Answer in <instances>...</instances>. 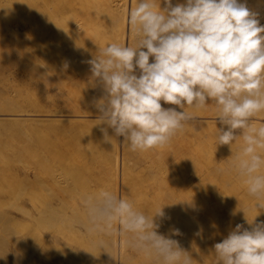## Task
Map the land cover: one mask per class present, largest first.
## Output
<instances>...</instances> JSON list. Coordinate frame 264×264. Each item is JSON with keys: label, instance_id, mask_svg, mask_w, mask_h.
<instances>
[{"label": "bare ground", "instance_id": "1", "mask_svg": "<svg viewBox=\"0 0 264 264\" xmlns=\"http://www.w3.org/2000/svg\"><path fill=\"white\" fill-rule=\"evenodd\" d=\"M2 2L3 0L1 1V3ZM6 2H4L6 5L4 6L3 3L2 6L5 8V11H9V14L6 12L7 16L10 15L9 22H11L12 19L13 21H15V23L22 24L21 27L15 31L12 30L13 28L10 29V33H12V36H16V38H18L19 34L18 40L22 41L21 43H24L22 45L24 49L23 51H21V55L0 54V77L2 74L3 76H5V65L7 63L5 59H8L16 60L19 62V64L16 66L17 71L15 72V74L18 73L19 75L23 76L25 74V78L18 79L17 76L19 75L17 74V76H14V74L12 75L14 81H11L10 78L7 77L10 82L9 80L6 81L7 84L9 82V86L4 85L5 87H3L2 82H0V85H2V87H0V113H2V117L0 116V121L2 122V125L5 121H10L13 124L12 126L11 123H7L11 128L5 126L6 124L3 125L4 127L0 128V144H2L0 146H15V148L17 147L19 149L26 148L25 154L22 155L26 156V158L21 159L20 156L19 159H17V157L13 159L6 154H2L3 151L1 153V150L3 147L1 148L0 209L2 207L6 208V206H8L11 202L13 203L14 201V199L10 197L11 193L12 195L14 194L12 192L13 188L15 187L13 184L15 183V178H17L15 176L16 171L14 170L13 164L16 162L18 163V161L22 162L25 164V173L24 175L21 174V176H25L26 182L24 181L23 183L26 184V187H23L25 192L23 195L24 204L19 208L21 209L20 214L22 219L25 221H23V223H25L23 225L26 226V229H23L24 227L22 226L21 222L20 225L22 227L20 225L19 227L21 230H25L22 231L25 234L26 248L24 249V251H26L27 253V255L25 254V259H27L28 264L61 263H59L55 259L56 251H54V255L52 253V249L50 250V248H52L50 247V244H54L53 241L57 242L55 240H58L60 235L65 236L74 227L75 220L71 216L65 215L68 213H66V209L71 206L70 203L67 202L68 198H66L64 194L69 190H72L73 188H75L74 190H76V185L78 186L81 183H86L84 186V192L79 188L77 190L78 193L79 190L82 191L83 196L81 198L87 195H94L101 190H107L115 193L119 197L128 199L134 204L137 210L142 211L149 216L153 215L159 208L162 207L165 216L163 218L159 216L154 217L155 223L160 225L157 231L158 233L163 234L171 239L177 240L180 245H182L184 238H179L180 236L177 238V235L173 237L172 230L175 226L176 229L180 230L183 237L188 236L186 234L189 233L188 229L190 228L189 226H187V217L189 215H192L193 218L196 216V219L200 217L216 216V219H218L219 221L218 232L224 229H228L229 226L235 221H237L239 224L244 225V227L249 230L254 227L255 223L264 221V209L256 208L255 201L247 195V189H244L242 186H238V184L242 185V181L239 177H237L236 173L228 177H220L219 180L225 178L224 183L227 181V183L230 184L229 187H227V184H225V186H223L220 190H203L200 191V193L198 191L195 192V195H192L194 192H192V194L190 192L192 191L191 189L193 186H186L185 184H183L185 181H182L181 183L178 180L179 177H181V173L186 170L184 167L187 166H184L182 163H180L176 170L166 169L167 167L165 164L169 157L165 152V149L170 147L169 144L163 148H157L148 151H139V154L137 153V151L135 154L133 151L128 154L127 151H124V147L126 144L125 139L124 137L120 136L122 137V141L120 143H122L121 145H123L120 179L117 161L118 150L111 151L112 155H114L115 157L112 166H106L107 159H104L103 157L100 158V151L97 152V150H94L92 151V154L89 155L91 156V163L85 162L86 160L89 161V157L87 159L86 157L88 155L85 157V154H83L84 158L86 159H84L85 161H83V159L81 160L83 161V164L84 162L85 164L84 166H82L83 168H78L76 171V177L80 179V182L78 183L76 178L72 180L75 175L71 173V176L74 177L72 179L70 177V181L64 182L63 177H61L62 182L65 184L60 185L61 183L59 181H61V173L58 177L59 170L57 168H53L51 163L50 165L52 167L49 165L42 151L44 150V148L42 149L41 141H44L45 139L43 138V140H41L42 138H40V140H35L33 138L35 136L34 133L37 132L38 134L40 132H38L31 126L33 124H36V122L44 120L68 121L69 119H72L70 121H76L87 116L88 119L93 117L92 120L87 119V121L90 122L93 121L94 118H99L100 112L95 105L96 102L103 98L104 91L102 85L92 79L90 72L91 66L88 61L94 59L95 56H98L100 54V49L105 47L107 44L123 43L126 45H134L136 43L137 38L135 35V31L133 27L128 23V13L131 8L136 6L138 0H17L15 1L16 3L13 2V4L12 1H9L7 3ZM184 2L185 0H172L173 6L177 4H184ZM159 6L160 9L163 10L166 7L165 0H160ZM9 8H11V12L10 10H8ZM1 17L3 18V16ZM257 18L259 19L260 24L264 26L262 24V22H264V9L261 10L260 13H258ZM13 21L11 23H14ZM0 28V30L2 31V25ZM3 33L6 32L4 31ZM6 35L7 34H5L4 36L7 37L11 34L7 36ZM21 35L25 36L23 37V40L22 37H20ZM8 38L5 39H7V41H10L11 39L8 40ZM9 43H7V45ZM14 44L17 45V42H15ZM11 48L13 49L12 46ZM65 64L68 65L66 69L64 68ZM27 73L31 76L29 77ZM26 74L29 79L26 77ZM35 74H40L42 76L44 86L35 81ZM15 77L17 78V80L15 79ZM4 78L6 77H3L1 80H5ZM57 78H60L62 80V89H54L56 84L59 83L57 81ZM3 82L5 83V81ZM34 85H38V89L36 88L37 90L34 89ZM32 88L36 90V92H33L31 90ZM64 90H68L69 94L71 93L70 98L68 96H66L67 98L64 96ZM65 95L68 94L66 93ZM61 104L69 109L67 113L61 112V110H63L61 108ZM51 106L57 107V109H54L56 110V112H43V110H46V108H49ZM30 107L34 111L31 112V109H29ZM81 107L85 108V111L83 113L79 110ZM189 112L198 114V117L201 119H214L218 120V122L221 123L219 118H215L216 108L215 105L212 104V102L209 103L206 109L196 110L194 108H189ZM62 116H65V118H63ZM23 119V124H25L24 122L27 121V124L25 125L26 128L29 126L28 134L26 133L28 129L27 131H25L27 135L24 133L25 136H28L27 138L29 140L25 141L26 137H24L23 135V137L25 138L24 144H26V146L23 145L24 147L20 146V143H22L23 141L18 143V140V142L16 141V139L14 140V138L17 137L13 132L15 131L16 133H20L22 132V129L25 130L23 127L24 125L20 126L19 124L20 120ZM25 119H29L32 121H25ZM254 119L259 122H264V114H261ZM208 121L209 120H205V123H209ZM104 126V128L107 130L108 136L111 137V141H113V143L115 142L114 144H116L115 146L112 145L113 148L116 147L118 144L117 142L120 141V137L116 136L114 129L109 127L107 124H105ZM12 127L14 128L12 129ZM9 129H12L11 133L8 132ZM99 130L100 133L97 132L98 138L99 136L101 138L103 135L102 140L108 141L105 139L104 133L101 131V128ZM77 133H80V131H78ZM47 135L49 137V134ZM174 141L180 143L181 145L186 144L185 139L179 137H174ZM54 143L56 142L54 141ZM44 144L45 143H43V145ZM49 144L52 147H56V145H53V142ZM94 145L92 146L93 148L95 147ZM78 146L79 144L76 145L77 148ZM95 148L98 147L96 146ZM53 149L55 148L53 147ZM77 151L79 152V149ZM50 152L52 153V150L49 151V154ZM80 153H77V155ZM51 155L53 157V154ZM55 155L57 156V153ZM71 157L68 158V160L70 159V162H72L74 159L77 160L79 158H83L79 156L76 159V155H74L73 159L71 160ZM50 159L52 158L50 157ZM50 159L49 162H51ZM93 159L95 160V162L92 163V161H94ZM53 160H55L54 157ZM81 160L78 161L81 163ZM131 160H133V162H130ZM142 161H150L151 166H157L156 164H158L159 168L153 170L149 167H141L140 165ZM52 163H54V161H52ZM73 163H75V161H73ZM73 163L70 164V166L74 165ZM138 166L139 170L135 174H133L132 171H136ZM164 168L166 169V171L162 170ZM70 169V171L75 172V170H72L73 168ZM145 174L150 178H148L149 183L146 185L148 187L142 185L143 188H139V183L142 182H139L138 179ZM18 179L20 180V178ZM66 179L68 180V176ZM52 181L54 184L57 182L60 183L58 184L60 185V187L57 185H53L58 187V189L56 187L54 188H56L59 192L57 190H54L52 193V186V189L48 188L49 191L47 190V185L49 184V182L52 183ZM23 183L21 182V184ZM18 184H20V182H18ZM48 187H50V184ZM100 187L101 190H99ZM80 193L78 195L81 196ZM75 194L77 193L75 192ZM141 195L145 198L143 204L139 205V203L142 202L141 199H143L141 198ZM74 198L76 199L77 197ZM201 198L205 199L203 200L204 202L207 201V203H209V206L206 209L200 210L199 207L195 206L200 203V200H202ZM213 198H215V200L216 198L218 200H221L220 202L222 205H220V208H218V204L217 209L215 208L216 205L213 206L215 204L213 203ZM197 201L199 202L197 203ZM21 202L23 201H20V203ZM211 202L213 203V205ZM72 204L74 205H72L73 210L74 208H77L78 212H82L86 218V212L82 203L80 205L78 203ZM11 205L12 204H10L9 206ZM201 205L200 207H202ZM4 210L2 211V217H0V227L1 224H4V222H2L4 221L3 219H5V221H7L8 223L11 222V219H15V217L9 211H7L6 209ZM247 219L249 221H252L254 219V224L249 225L247 223ZM16 220L18 219L16 218L15 222L13 220L14 223L12 224V226L15 224V228L18 229L19 227L16 224ZM192 220L193 219H191V221ZM7 222H5L6 226L3 225L1 227L3 228L4 232L7 226H11V224L9 225ZM83 223L85 224L84 227L87 228V219L83 220ZM190 223L189 225L191 226ZM194 223L195 222H193L192 225ZM195 225V231L197 233V224ZM191 227L194 228V226ZM200 228L198 227V232L202 229ZM232 229H234V227ZM191 230L192 232H195L193 229ZM10 233L9 236L12 234ZM6 234H8L7 231L5 235ZM200 236L202 237V235ZM201 237H199L198 239L200 240ZM187 238L189 239V237H186L185 239ZM204 238L207 239L206 237ZM79 239L80 248L76 247V251H72L73 255L77 254L76 256H79V264H97L99 262H103L104 264H129L131 258L135 256L134 253L136 251L126 244L127 237L120 234L119 225L115 226V232L111 236L100 237L98 235L90 233L87 234L86 231H82ZM100 239L105 240L107 245L106 248L102 249L98 246V242ZM215 240V243H218V239L216 238ZM208 241L210 240L208 239ZM191 247H193L192 243ZM185 249L188 250V248ZM2 251L0 252V262L3 261L4 263L2 264H6V260L8 259V256L10 254L6 257L4 253H8L11 250L3 248ZM98 252H101V254H97ZM98 255H100L99 259H97ZM2 258H4L5 261ZM195 258L196 256L194 257V259ZM8 263H11V261ZM192 264H194V262H192Z\"/></svg>", "mask_w": 264, "mask_h": 264}, {"label": "clouds", "instance_id": "2", "mask_svg": "<svg viewBox=\"0 0 264 264\" xmlns=\"http://www.w3.org/2000/svg\"><path fill=\"white\" fill-rule=\"evenodd\" d=\"M159 4L138 0L130 9L134 45L107 44L88 61L92 79L104 91L95 105L97 125L114 129L133 152L163 148L195 119L186 108L206 109L211 101L215 118L228 126L217 129L218 144L232 152L240 143L231 167L256 208L264 209V122L254 119L264 114V26L258 13L240 0H186L175 6L165 0L163 10ZM161 101L184 111L165 109ZM101 131L111 141L107 130ZM81 203L90 234L111 236L119 225L126 244L157 264H192L177 240L158 233L154 217L165 216L162 207L149 216L107 190ZM247 223L253 225L254 219ZM98 246L106 248L105 240ZM214 249L215 264H264V221L251 230L237 224Z\"/></svg>", "mask_w": 264, "mask_h": 264}, {"label": "rangeland", "instance_id": "3", "mask_svg": "<svg viewBox=\"0 0 264 264\" xmlns=\"http://www.w3.org/2000/svg\"><path fill=\"white\" fill-rule=\"evenodd\" d=\"M1 1L2 0H0V3H1ZM6 1L7 2L12 1V4H13V2L16 3L15 1H17V0H3V2L0 4L1 5L0 6V8H1V10H0V22H1L0 23V27L2 25V31L0 30V32H1L0 33L1 34L0 35V54L1 55L2 54L3 55H21L22 54L21 51H23V49H24V47L22 45L24 43H21L22 41L18 40L19 34H18V38H16V36H14V35H13L14 36L13 37L12 33H10L11 32L10 29L13 28L12 30L15 31L18 28H20L22 24L15 23V21H13L12 19H11V22L13 21L14 23L9 22V20H10L9 16L10 15L7 16V13L9 11L8 12L5 11V8L2 6V4L4 2H6ZM240 2L246 3V6L252 12L260 13L261 10L264 9V1L263 0H240ZM184 4H186V0H185ZM3 5L5 6L6 4L4 3ZM8 10H10V12H11V8H9ZM3 11H5V12H3ZM1 16H3V18ZM7 18H8V20H7ZM3 20H5V21H3ZM262 24L264 25V22H262ZM4 31L6 33H3ZM7 32H9V33H7ZM5 34H7V35L11 34V35L10 36L6 35L7 37H5L4 36ZM20 37H22V40H23V37H25V36L21 35ZM5 38H8V40L11 39L12 41L11 40L7 41V39H5ZM14 39H15V41H14ZM15 42H17V45L14 44ZM7 43H9V44L7 45ZM4 44H6V45H4ZM8 46L10 48L12 46L13 49L12 48L10 49ZM141 50L146 51V49H141ZM5 60L7 61L6 65H5L6 72L4 74L5 76H3V74H2L1 77L2 76L6 77V78L8 77V78H10L11 81H14V78H13L12 75H14L15 72L17 71V67L16 66L19 64V62L16 61V60H8V59H5ZM149 62L150 63L154 62V57H150ZM17 74H15L14 76H17ZM27 74H26V77L29 79V77L31 75L28 74V76H29L28 77ZM137 74H139L138 71H137ZM6 78H4L5 80H1L0 79V82H2L3 87H5L4 85L9 86L10 80L8 78L6 80ZM17 78L18 79H23V78H25V74H24V76L23 75H19V76H17ZM17 78L15 77L16 80H17ZM34 79H35V81L37 83H39L42 86H44V83L42 81V76L40 74H35L34 75ZM8 80H9V82L7 84L6 81H8ZM3 81H5L6 84ZM57 81L59 83L56 84L54 89H58V88L62 89V86H63L62 80L60 78H57ZM2 85H0V87H2ZM35 86L36 85H34V89H36L38 85L36 87ZM34 89L32 88L31 90L33 92H36V90L38 88L36 90H34ZM38 91H37V93H38ZM64 93L68 94V95L64 94L65 97L68 96L70 98V94L71 93L69 94L68 90H64ZM210 102L211 101H208V103H210ZM161 104H162V107L165 108V109H167V108H175L177 111L184 110V109L179 108V106L166 104L163 101H161ZM61 105H62L61 108L63 109V110H61V112H64V113L66 112L67 113L69 111V109L67 107H65L63 104H61ZM29 109H31L30 110L31 112L34 111L31 107ZM54 109H57V107L51 106L49 108H46V110H43V112H56V110H54ZM79 110H80V112L83 113L85 111V108L81 107ZM186 110L189 111V108H187ZM1 114L2 113H0V116L2 117ZM193 114L195 116V119L192 120V121L187 122L186 125H185V131L182 134H178L176 136V137L185 139L186 144L181 145L180 143L174 141V138H173L171 140V142L169 143L170 147L165 149V152L168 154V157H169V159H167L166 164H165L167 168L166 167L165 168L166 169H170V170H176L180 163H182L184 166H187V167H184L186 170H184L183 173H181V177H179L178 180L181 183H182V181H185L183 184H185L186 186H191V185L193 186L192 189H191L192 191L190 192L191 194H192V192H194L192 195H195V192L199 191V193H200V191H203V190H209V189H210V191H212L214 189L220 190L223 186H225V184H227V187H229L230 184L227 183V181L224 183V179L225 178H222V180H219V179H220L221 176L228 177V176H230V175L235 173L234 170L231 167V160L235 157L237 151L239 150L240 143H234L232 145V152H231V148H230L229 145H219L218 144V140H217V129H222V130L226 131L228 126L224 125L222 123H219L218 120L201 119V118L198 117L199 116L198 114H196V113H193ZM62 117L65 118V116H62ZM57 118H59V117H57ZM92 118H90V119L92 120ZM87 119L88 118L86 116L85 118H81V119H78L76 121H70L72 119H69L68 121H49V120L46 121V120H44V121L36 122V124H33L31 127H33L35 130L40 132L38 134L41 137H39L37 132H36V133H34L36 137L34 136L33 138L35 140H37V139L40 140V138H42L41 140H43V138L45 139L44 141H46V142L41 141L42 149L44 148V150H42L43 154H44V157L48 161L49 165L51 163L53 168H57L59 170L58 171L59 172L58 173V177L61 175L60 178L63 177V182L64 181H70L74 177V176H71V173L73 175H75V177L72 180H74L76 178L78 183L80 182V179L78 177H76V171H77L78 168L81 169V167L84 166L85 162H87V163L90 162L91 163V161H90L91 156H89V155H91L92 151H94V150L95 151L97 150V152L100 151V153H99V157L100 158L103 157L104 159H107L106 166H112L113 161L115 160V157H114V155H112L111 151H117L118 150L117 151V154H118L117 155L118 156V160L117 161H118V171H119V179H120L121 158H122L121 156H122V151H123V145H121L122 143H120V142L122 141V139H121L122 137L119 136L120 137V141L117 142L118 143L117 146L113 148L112 145L115 146L116 145V144H114L115 142L113 143V141H110V142L109 141H103L102 140L103 139L102 138L103 135H102L101 138H100V136H99V138L97 136V132L100 133L99 129L100 128H104L105 124L102 123V124L97 125V123H98L97 119L94 118L93 121H90V122H88ZM90 119H88V120H90ZM26 120L32 121V120H29V119H25V121ZM51 120H53V119H51ZM205 120H209L208 121L209 123H205ZM22 121H24V119L20 120L19 124H20V126L24 125L23 127H24L25 130L22 129V132H20V133H18V132L16 133L15 131H13L16 134V137H17V138H14V140L15 139H16V141L18 140L19 141V142L17 141L18 143L23 141L22 143H20V146H23V145L26 146V144H24V142L29 140V139L27 138L28 136H25V134L26 133L28 134L29 126L26 128L25 125L27 124L26 123L27 121L24 122L25 124H23ZM1 123L2 122L0 121V128L4 127L3 125H5V124H6L5 126H8L9 128H11L10 125H8L7 123H9V124L11 123L12 124V122L5 121V122H3V125ZM12 126H13V124H12ZM13 128L14 127H12V129ZM27 129H28V131H27ZM11 130L9 129L8 132L11 133L12 132ZM25 131H27V132L25 133ZM74 131H76V132H74ZM78 131H80V133H77ZM42 132H43V134H42ZM47 134H49L50 138L48 137ZM234 134L239 135L240 133L237 130ZM18 135H20V136H18ZM23 135H24V137H26V140L23 137ZM46 135H47V137H46ZM54 141L56 143H54ZM51 142H53V145H56L57 149H56L55 146H53L55 148V149H53V147L49 144ZM43 143H45V144L43 145ZM77 144H79L78 148L76 147ZM86 144H88V145H86ZM0 145H2V144H0ZM89 145H91V146H89ZM93 145L95 147L97 146L98 148H95V147L93 148L92 147ZM118 145H119V147H118ZM9 147L10 146H8V147L7 146H0V150L2 148L1 153L3 151L2 154H6V155L12 157L13 159L16 158V157H17V159H19L20 156H21L20 157L21 159L22 158L23 159L26 158V156H22V155L25 154L26 148L25 149H21V148L19 149L17 147L15 148V146H12L10 148ZM91 147H92L93 150L91 149ZM117 147H118V149H117ZM47 148H48V150L50 149L49 151L52 150V153L50 152V154H49V151L47 150ZM78 149H79V152L77 151ZM84 149H85V151H84ZM89 151H91V152H89ZM124 151H127L128 154L131 153V150H130L127 142L125 144ZM17 152H18V154H17ZM54 152H55V154L57 153V156L54 154ZM76 152L77 153L81 152V153L77 155ZM135 153L136 152H134V154ZM137 153L139 154L140 152L137 151ZM16 154H17V156H16ZM51 154H53V157L55 158V160H53V157H52ZM83 154H85V157L88 155L86 158L88 159V157H89V161H87V160L85 161L84 160L86 158H84ZM74 155H76V157H75L76 159L79 156L83 157V158H79L77 160L74 159L73 161H75V163H73V161L70 162V159L68 160V158L72 156L71 157V160H72ZM49 156L52 159H50ZM47 157H49V158H47ZM49 159H50L51 162H49ZM81 159H83V161H85L84 164H83V161ZM78 160H81V163ZM52 161H54V163H52ZM64 161H67V162H64ZM93 162H95V160L92 161V163ZM130 162H133V160H131ZM72 163L74 165L70 166V164H72ZM16 164H18V165H16ZM53 164H55V165H53ZM150 164H151L150 161H147V162H143L142 161L140 166L141 167H143V166L149 167V168H151L153 170L159 168L158 164H156L157 166H155V165L151 166ZM13 165H14L13 166L14 170L16 171L15 172V174H16L15 176L17 177L15 179L18 180V181L14 180L15 183L13 184L15 187L13 186L14 188H13L12 192L14 193L13 195H15V196H13L12 193L10 195V197L12 199H14V201L11 199L13 201V203L12 202L10 203V204H12L11 206H9L10 205L9 204L8 206H6V208L2 207L0 209V217H2L1 216L2 215V211L4 209H6L7 211H9L15 217V219L17 218L19 220V221L16 220L17 221V223H16L17 226L19 227L20 222H21L22 226L24 227L23 229H26V226L23 225L25 223H23L24 220L21 217V214H20L21 213L20 212L21 209L19 208V207H21L24 204V196L23 195H24L25 192H24L23 187L25 188L26 184L23 183L25 181V176L22 177L21 174L24 175V173H25V167H24L25 164L18 161V163L16 162ZM70 168H73L72 170H75V172L70 171L71 170ZM165 168L162 169V170L166 171ZM138 170H139V166L137 167V170L136 171L133 170L132 173L135 174ZM67 176H68V180L66 179ZM70 177H71V179H70ZM18 178H20V180ZM148 178L149 177L145 174V175L141 176L138 179L139 182H142V183H139L140 184L139 188H143L142 185L146 186L149 183ZM60 180L61 181H59V182L61 184L58 183V182L54 184L53 181H52L53 184L51 182H49L50 187H48L49 186V184H48L47 185V190H48V188H51V186H52L53 189L51 188L52 189L51 192L53 193L54 190L56 191L58 189V187L53 186V185H57L59 187H60V185H64L65 183L62 182V178ZM18 182H20V184H18ZM21 182L23 184H21ZM58 184H60V185H58ZM85 184L81 183L78 186L76 185V190H74L75 188H73L72 190L68 191L69 193L66 192L64 194L66 196V198H68L67 202H69L70 206H71V207L66 209L67 210L66 213L68 212L70 215L68 213L65 214V215L71 216L75 220V224H74V227L65 236H61L60 235L59 239L55 240L57 242L53 241L54 244H50V247H52V248H50V250L52 249V251H53L52 253L53 254H54V251H56L55 254H56L57 258L55 256V259L59 263L61 262L60 264H79L80 263L79 256H76L77 254L73 255L72 251H76V247L80 248L79 247L80 246V242H79L80 239L79 238H80L81 232L82 231H86L87 234H89V232L87 231V228L84 227L85 224L83 223V220L86 219L85 216L83 215L82 212H78L77 208H76L77 210L75 208L73 210V206L74 205L72 203H78L79 205L81 204V200H82L81 197L83 196L82 195L83 193H82L81 190H79V193L81 192L80 193L81 196H80V195H78L79 193L77 192V190L79 188V189H82L83 192H84ZM81 185H83V186H81ZM238 186H242L244 189H246V186L243 185V183H242V185L238 184ZM54 187H56L57 189L54 188ZM146 187H148V186H146ZM99 190H101V187L99 188ZM75 192L77 194H75ZM87 192H88V190H87ZM84 195H86V194H84ZM196 195H197V193H196ZM72 196L77 197V198L75 199ZM14 197H16V198H14ZM141 198H143V199H141L142 202H140L139 205L143 204L145 197L142 196ZM16 199H17L18 202L16 201ZM72 199L75 200V201H73ZM201 199L202 200H200V203L195 205V206L199 207L200 210L201 209H206L209 206V203H207V201L204 202L203 200H205V199H203V198H201ZM212 200H213V203H215V204L213 205V203L212 202L211 203H212L213 206L216 205L215 206L216 209H217V204H218V208L221 207L220 206V205H222L221 202H220L221 200H218L217 198H216V200H215V198H213ZM20 201H23V202L20 203ZM201 201H202V205H201ZM198 202L199 201H197V203ZM200 205L202 207H200ZM195 217L193 218L192 215H189L187 217V221H188V225L187 226H189L191 229H193L195 231V228H196L195 224H197V232H198V227L200 228V225H201L202 229L200 228L201 230L199 229L200 230L199 232L201 233L200 235H202L203 238L200 235H197L196 231L192 232V230L189 228L188 229L189 233L186 234L188 236H184L183 237L182 235H177V238L179 236H180L179 238H184L183 242H182V245H180V246L182 247V249L188 251V253L190 255H192L191 256L192 260H194L192 262H194V264H215V256H214L215 255L214 245L216 244L215 243V241H216L215 239L216 238L218 239V243L222 242L223 239L226 238L229 235V233L233 230L232 228L233 227L235 228V226L237 224H239V223L237 221H235L234 223H232L229 226L228 229H224V230L218 232L219 221H218V219H216V216H207V217H200L199 216L200 218H198V219H196ZM189 218L194 220V221L192 220L193 222H195L193 225H192L193 222ZM15 219H11V222H9V223L7 221H5V219H3L4 221H2V222H4V224H1V227L3 225L6 226L5 222H7L9 225L11 224V226H9V227L7 226L8 228L6 227V229L4 228L5 232L3 231V228L0 227V252L3 250V248L11 250L8 253H4V255L6 257H7V255L10 254L8 256V259L6 260V264L8 262H10V261H11L12 264H28L27 259H25L27 253H26V251H24V249L26 248V245H25L26 242H25V234L23 233V231H25V230L22 229L23 230L22 231L20 229V227L18 228L17 226L16 227L18 229H16L15 228V224L12 226V224L15 222ZM13 220H14V222H13ZM198 220L200 222V225H199ZM190 222H192V223H190ZM189 223L191 224V226H194V228H192L189 225ZM174 229H176L175 226H174ZM6 231L8 233V234H6L7 236H9V233L11 231L12 234L10 233L11 234L10 235L11 237L9 236L10 238L5 235ZM195 235H197V236H195ZM172 236L175 237L176 235H172ZM186 237H189V239L188 238L185 239ZM199 237H201L202 240L201 239L199 240L198 239ZM204 237H206L207 239H205ZM195 238H197V239H195ZM208 239L210 241H208ZM11 243H12V245H11ZM191 243H192L193 247H191ZM183 244H185L186 246L183 245ZM187 245H189V246H187ZM198 245H199V247H198ZM183 247L188 248V250L183 248ZM194 248L195 249L198 248V249L195 250ZM57 250H58V252H57ZM97 254H101V252H98ZM24 255H25V257H24ZM134 255H133L134 257H132L131 260H130L131 263L129 262V264H157V261L155 260V258L147 257V256H144V255H142L140 253L138 254L137 251L134 253ZM194 255L196 256L195 259L198 262L194 259V257H195ZM10 256H11V258H10ZM200 257H202V258H200ZM9 258H10V260H9ZM99 258H100V255H98L97 259H99ZM2 259L5 261L4 258H2ZM195 261H196V263H195ZM2 263H4V262L1 261L0 264H2ZM11 263H8V264H11ZM97 264H104V263L103 262H99Z\"/></svg>", "mask_w": 264, "mask_h": 264}]
</instances>
